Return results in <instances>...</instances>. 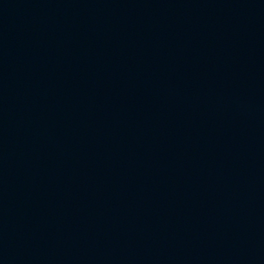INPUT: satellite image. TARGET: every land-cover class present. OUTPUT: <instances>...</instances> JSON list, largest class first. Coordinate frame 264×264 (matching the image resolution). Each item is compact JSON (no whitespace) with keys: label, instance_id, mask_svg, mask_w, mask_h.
Returning a JSON list of instances; mask_svg holds the SVG:
<instances>
[{"label":"water","instance_id":"water-1","mask_svg":"<svg viewBox=\"0 0 264 264\" xmlns=\"http://www.w3.org/2000/svg\"><path fill=\"white\" fill-rule=\"evenodd\" d=\"M0 264H264V0H0Z\"/></svg>","mask_w":264,"mask_h":264}]
</instances>
